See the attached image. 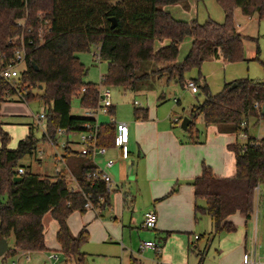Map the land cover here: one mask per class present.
<instances>
[{
  "label": "trees",
  "instance_id": "16d2710c",
  "mask_svg": "<svg viewBox=\"0 0 264 264\" xmlns=\"http://www.w3.org/2000/svg\"><path fill=\"white\" fill-rule=\"evenodd\" d=\"M217 1L224 11V21L209 19L201 23L197 19H176L164 8L178 3L187 8V0H0V59L4 63L11 61L21 46L20 40L12 42L11 39L23 33L27 49L23 78L30 83L23 101L39 98L46 105L42 137L36 136V127L32 124L15 148L9 147L11 135L4 128L0 113V238L9 241L14 237L13 246L0 257L3 262L19 251L48 250L42 221L47 212L59 223L56 238L65 264L86 262V253L81 248L88 241V231L83 229L74 235L68 225L73 211H86L82 192L71 191L63 172L53 177L42 176L20 163L26 155L36 153L40 140L55 143L60 129H65V134L77 133L84 129L85 123L96 122L94 117L72 115L74 97L79 98L85 109L95 110L99 104L98 84L84 81L87 68L78 53L89 51L93 45L99 46L100 58L107 61L102 83L109 86L136 91L157 80L167 83L175 80L184 87L185 74L192 68H200L209 58L230 62L244 60L247 37L237 30L236 8L244 15L257 13L260 20L264 19V0ZM22 17H27L25 27L17 22ZM112 18L116 20L115 25ZM186 36L193 38L192 47L184 60L178 62L180 44ZM166 39L170 41L167 45L155 48L156 40ZM194 80L205 98L191 109L189 140L201 141L194 123L198 116H202L207 125H217L221 132L247 136L243 143L228 144L236 159L234 176H218L203 163L202 173L191 182L196 199L205 201V206L196 205V212L208 214L212 219L209 236L213 239L220 233L237 229L229 219L237 212L251 219L255 210V189L258 185L264 188V137L248 133L250 116L264 119V81L236 79L225 83L223 89L214 94L205 81ZM36 87L42 92L34 93ZM13 91L0 77V104ZM159 98L163 99L164 95ZM256 103L261 107L257 108ZM109 112L113 114L114 107ZM134 115L137 119H147L148 108L136 106ZM115 129L112 121L101 123L99 144L113 145ZM67 151L68 155L72 154L71 149ZM84 156L76 177L82 190L91 193L101 213L110 201L109 193L102 182L87 179V173L97 166L91 162V156ZM20 167L25 169L24 173L18 172ZM16 176L22 178L16 180ZM176 190L177 185L168 195ZM202 263L203 257L199 264ZM131 264H138L137 259L132 258Z\"/></svg>",
  "mask_w": 264,
  "mask_h": 264
},
{
  "label": "rangeland",
  "instance_id": "374dc122",
  "mask_svg": "<svg viewBox=\"0 0 264 264\" xmlns=\"http://www.w3.org/2000/svg\"><path fill=\"white\" fill-rule=\"evenodd\" d=\"M187 3V8L180 4L179 6H182L179 7L180 10L182 12L188 11V9L189 11L191 10L192 13H194L195 18L201 23H204L209 19L223 22L225 19L224 11L217 0H187ZM188 15V13L186 15L183 14V17H188ZM234 21L242 30L243 35L247 37L244 39V60L236 62L225 61L223 58L205 60L200 68H192L185 74L186 82L199 78L201 82L205 81L209 85L212 93L216 94L223 89L225 83L231 82L235 79L251 78L258 81H264V19L260 20L258 16L253 18L251 16H246L238 7L234 10ZM158 45L159 40H156V49ZM96 54H99V46L93 45L89 51L78 53V57L87 68L84 81L94 82L99 85L101 83L102 75L107 71V61L97 59ZM186 55L187 52L182 50L181 45V48H179L178 60L180 62L183 61ZM111 89L112 100L115 105V113L112 115L110 112H99L96 118L100 123H110L111 120L115 118L117 121L129 123L131 121L130 119L135 118L134 109L136 106L148 108L149 115L158 110L159 114L166 116L168 119H175L177 117L185 118L190 116L192 107L199 102H202L205 98L200 90L197 93H193L187 87V83H185V86L183 87L175 80H171L169 83H167L166 80H157L153 84L143 86L139 89L140 91L115 86H111ZM33 92L41 93L42 89L36 87L33 88ZM161 94L164 95L163 99L159 98ZM177 99L180 100V103L177 102ZM13 101H15V103ZM135 101H138L140 104L136 105ZM260 107L261 105H259V108ZM0 110L2 112L1 120L5 123H10L6 124L5 127L11 135L9 143L10 148L17 147L19 139H21L20 137L22 135H24V137L27 135H25V130L27 131L29 125H35L36 136L38 138L42 137L45 128V120L40 122L39 125L36 121L38 115L46 110V105L41 99L37 98L26 102L19 99L17 96H12L1 104ZM15 111L19 112L15 113ZM85 112L86 109L80 105L79 98L74 97L72 99V115L84 116ZM194 123L196 129L199 130V139L203 142L202 144L207 147H212L211 139L216 132V125H207L202 116H198L194 120ZM176 128L181 135V140L190 143V135L187 131L181 128V123H176ZM222 133L227 136H232V142L229 144L235 143L236 141L243 143L246 140V136H244L245 134L243 133L240 135H237L235 132ZM250 133L255 137H264V121L251 126ZM196 137L197 136L195 135V138ZM77 138H79L77 134L70 136V139L73 140H77ZM65 139H67L66 135L58 136L57 144L50 141L40 140L36 153L32 156L26 155L22 158L20 163L27 169L41 175L55 173L56 167L66 169L65 162L57 160L59 155L64 154L63 142ZM74 146L78 148L76 145ZM75 159H80V156L75 153L68 156V161ZM203 162L208 165L206 161ZM67 173L68 180L70 179L69 184L75 185L74 180H71V174L68 171ZM126 185V187H129L131 184L128 183ZM257 210L258 212L256 214ZM92 214L93 211L91 212V210H88L85 214L79 210L72 212L69 217L72 221V226L77 229V232L86 223H92V220H86V217H89ZM112 215L111 212H106L105 214L106 218L113 219ZM93 216H95V214H93ZM234 218L237 230L235 232L220 233L212 241L211 239L209 240L208 226H204L203 220H198L193 228V232L197 234L198 238L201 236V239L196 241L198 247L193 248L188 254L190 264L199 263L202 254L205 252L204 247H207V244L208 247L206 254L204 255L203 264H242L243 254L246 250L251 249L255 241H257V255L262 261H264L263 187H261L258 201L255 199V210L252 218L246 220L241 212H237L234 215ZM45 220V242L48 250L31 254L29 259H27L26 256H21L19 258V264H43L47 261L46 258L48 254L55 250L60 258L58 260L54 258L52 261L48 262V264H61L63 254L58 246L54 226L55 224L57 226V221L54 219L51 212L47 213ZM92 225L94 226V223ZM69 228L72 234H74L70 225ZM143 232L155 231L153 229L142 228L138 224L132 229L128 227L125 231V237L122 238L121 236H115L116 239L113 241L101 242L99 239H96V237L90 238L81 248V250L86 253L85 264H131V251H133L134 255H138L142 264H177V255L180 252L178 254H173L170 259L171 261H167L165 258L160 257L163 248L160 252L149 249L139 251L141 242L148 240L142 236ZM156 241L161 242V240ZM168 241L169 240H167L165 246L169 243L168 248H171L169 251H172L174 246H177L176 248L180 250L179 240L175 241L177 243L174 241H172L173 243H170ZM8 242L10 246H13L14 237L12 236ZM238 242L240 245L242 244L240 256L237 248H234ZM185 256L187 257V254H185ZM16 260L17 257L15 256L7 258L5 262L0 258V264H12V262Z\"/></svg>",
  "mask_w": 264,
  "mask_h": 264
},
{
  "label": "crops",
  "instance_id": "0c3cea01",
  "mask_svg": "<svg viewBox=\"0 0 264 264\" xmlns=\"http://www.w3.org/2000/svg\"><path fill=\"white\" fill-rule=\"evenodd\" d=\"M179 5V3L169 4L164 8L165 10L169 11L176 19L185 21L197 19L195 18L194 13H192L191 10L189 11V9L188 11L182 12L179 8L182 6ZM187 13L189 14L188 17H183V14L186 15ZM255 16L257 17L258 14L256 13L251 17L253 18ZM236 27L237 30L242 33L240 27L237 25ZM169 42L170 41L168 39L159 41L157 48L167 45ZM182 43L180 44V48L182 45V50L188 54L192 47L193 38L191 36H186ZM177 61L180 62L178 58ZM13 102L15 103V101ZM177 102L180 103V100L177 99ZM113 107L115 113V105ZM16 112L18 113L19 111H15V113ZM0 113L2 115L1 110ZM183 119L184 118H181V120H179L178 117L175 119H168L166 116L159 114L158 110L154 111L150 115L148 112L147 119H137L136 117L130 119V158H121L117 149L112 145H109L108 152L105 156H97L91 160V162L96 166H104L105 162L109 159L115 160V165L109 170L114 180V189L109 193L110 201L105 207H103L104 209L101 210V213L98 208H86V211L82 212L85 214L88 212V210H91V212L93 211L95 216L92 214L89 217H86V220H92L91 224L86 223L77 232V229L72 226L70 217L68 218V223L74 235H77L81 230L84 229L88 231V240L90 238L96 237V239H99L101 242H108L115 240V236H121L123 238L125 237V231L128 229V227L132 229L134 226L136 227L139 224L140 227L144 228L142 226L144 213L148 210H154L158 216L157 225L155 228H153L155 232H143L142 236L148 240H161L163 250L160 254V257L169 261L173 254H178L180 252V255H177L178 260L176 263L190 264L188 254L193 250V248L198 247L196 241L201 239V236H199V238L195 237L197 235L193 232L195 224L199 219L203 220L204 226H208L209 228L208 233H210L212 230L211 217L208 214L196 212V205L205 206V201L202 199H196L195 189L191 182L202 173L204 163L203 161H206V163L212 167L214 173L218 176H234L236 174V159L234 152L228 149V144L232 142V136L224 135V133L219 130L217 125L215 126L216 132L211 139L213 145L212 147L204 146L202 141H200L199 144H195L194 142H183L175 124V121L182 123ZM36 121L38 125L41 122L38 121V118ZM261 121L264 120L258 119L255 116L249 117L248 133L250 136H253L250 133L251 126L257 125ZM3 123L4 128L6 127V124H10L5 122ZM99 124L101 123L99 122ZM29 130L30 125L27 131L25 130V135L29 133ZM44 131L45 130H43V133ZM60 135H66L67 139H65L63 142L64 154L59 155L57 160L64 161L66 169H60L56 167L55 173L50 175L44 174L42 176L53 177L57 173L63 172L68 178V171L72 176L71 180H73V178L77 179L76 171L78 170L79 163H81V161L86 157L80 154L78 155L80 156V159L68 161L69 155L67 154V149H71L72 154L79 153L78 148L74 146L76 145L78 147L77 141L79 138H77V140L70 139V136H73V134H59L58 136ZM22 137H24V135H22L20 138L23 139ZM259 137L260 136H258V138ZM54 144H57V141ZM128 183L131 185L126 187V184ZM176 185L177 190L174 193L168 195ZM76 186L77 184L75 182V185H70V188H75ZM106 212H111V214H113V219L106 218ZM47 213L42 219L44 233L46 228L45 219ZM234 215L229 218L233 222L235 220ZM93 223L94 226L92 225ZM54 226L55 235H57V231L59 229L58 221L57 226L56 224ZM215 238L216 236L211 239V241ZM167 240H169L168 242L170 243L172 241L175 242L179 240L178 242L180 245V250L176 248L177 246H174L172 251H169L171 249L168 248L169 243L165 246ZM58 246L60 249L59 243ZM207 247H204L205 252L202 254L203 260ZM234 248H237L240 256L242 244L240 245L238 242ZM44 251H19L15 255V257H17L16 262L19 264V258L21 256H26L27 259H29L31 254ZM139 251L141 250L139 249ZM51 253H56V250L48 254L46 258L47 261L44 263L52 261L49 258ZM185 254H187V257ZM132 258L137 259L138 264H142L141 259L138 257V255H134L133 251H131V259ZM61 264H65L64 260L61 261Z\"/></svg>",
  "mask_w": 264,
  "mask_h": 264
},
{
  "label": "built area",
  "instance_id": "2783aa9c",
  "mask_svg": "<svg viewBox=\"0 0 264 264\" xmlns=\"http://www.w3.org/2000/svg\"><path fill=\"white\" fill-rule=\"evenodd\" d=\"M27 17H22L18 19V24L25 27L26 26ZM31 29H28L30 31ZM43 33V30H42ZM21 41V46L17 48L15 52V56L11 59L10 62L4 63L0 59V77L3 78L6 82H8L13 87V92L8 95V98L12 96H17L19 99L24 100V95L27 94L30 90V83L25 81L23 78V72L27 69V60H26V41L24 38V34L16 35L11 39L12 42ZM32 40H29L31 43ZM97 59H101L99 54H96ZM104 79V75L101 77V83L97 86L98 96H99V104L98 107L94 109H86L85 116L94 117L98 115L99 112L109 113L111 107L114 106L112 100V89L111 86L102 83ZM187 87L192 92H198L199 86L195 80H190L187 82ZM85 87L82 88V91H85ZM136 104H139L138 101H135ZM255 106L258 108L259 105L256 103ZM45 120V113H41L38 116V121ZM112 122L115 123V135L113 141V147L117 149L119 156L123 159L130 158L131 148H130V126L129 123L124 121H117L113 119ZM99 122L96 118V122H87L84 124V129L77 132L71 133L67 135L77 134L79 139L77 141L78 152L82 155H89L92 159L97 156H105L108 152V145L99 144ZM45 130V129H44ZM59 134H65V129H60L58 131ZM115 165L114 159H109L105 162L104 166H97L96 169L91 170L87 173V179L91 182L100 181L104 184L105 190L107 193H110L114 189V180L110 173V169ZM19 173H24L25 169L20 167L18 169ZM76 182L77 186L75 188L71 187L72 192H82L85 197V208H96L93 201L91 193H85L79 182L76 178H73ZM261 193V186L258 185L255 189V199L258 201ZM258 210L256 211L257 214ZM158 221V216L156 211L148 210L143 215L142 226L144 228L153 229L156 227ZM198 238V236H195ZM145 249L154 250L156 252H160L162 249V242L156 240H146L143 241L140 245V250L143 251ZM49 258L53 260L56 258L58 260L60 257L57 253H51ZM64 260V257H63ZM12 264H18L16 261H13ZM48 264V263H43ZM242 264H264V261L257 255V241L253 244L250 250H246L243 254Z\"/></svg>",
  "mask_w": 264,
  "mask_h": 264
},
{
  "label": "water",
  "instance_id": "95a60500",
  "mask_svg": "<svg viewBox=\"0 0 264 264\" xmlns=\"http://www.w3.org/2000/svg\"><path fill=\"white\" fill-rule=\"evenodd\" d=\"M112 21L114 22V25H115V23H116L115 18H112ZM262 111L264 112V104L262 106ZM190 121H191L190 117H185L182 120L181 127L184 130H187ZM21 178H22L21 176H16L15 177L16 180H19ZM8 248H9V242H8V240L5 239V238H3V237H1L0 238V257H2L6 253V251L8 250Z\"/></svg>",
  "mask_w": 264,
  "mask_h": 264
}]
</instances>
